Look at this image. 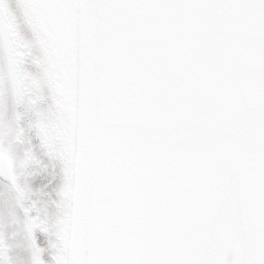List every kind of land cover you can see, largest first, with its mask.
Masks as SVG:
<instances>
[{
    "label": "snow or ice",
    "instance_id": "1",
    "mask_svg": "<svg viewBox=\"0 0 264 264\" xmlns=\"http://www.w3.org/2000/svg\"><path fill=\"white\" fill-rule=\"evenodd\" d=\"M0 264H264V0H0Z\"/></svg>",
    "mask_w": 264,
    "mask_h": 264
}]
</instances>
